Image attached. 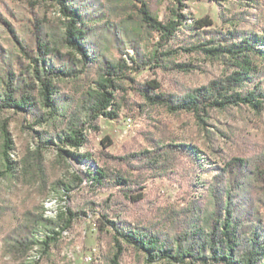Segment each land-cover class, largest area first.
Masks as SVG:
<instances>
[{"label": "trees", "instance_id": "16d2710c", "mask_svg": "<svg viewBox=\"0 0 264 264\" xmlns=\"http://www.w3.org/2000/svg\"><path fill=\"white\" fill-rule=\"evenodd\" d=\"M189 1L0 0V112L22 115L34 145L14 160L2 123L0 181L21 175L69 205L47 217L39 206L15 212L0 197L4 264H26L35 250L50 256L88 213L110 238L102 264L127 255L144 264H264V143L216 125L232 111L264 125V0H210L239 7L221 10L218 27L195 18ZM195 56L218 62L221 74L193 82ZM135 110L148 127L114 155L100 119ZM162 112L191 117L206 140L171 129ZM50 156L64 170L53 182ZM82 163L84 172L74 169ZM204 171L211 177L195 195ZM156 179L189 195L177 206L140 207Z\"/></svg>", "mask_w": 264, "mask_h": 264}, {"label": "rangeland", "instance_id": "374dc122", "mask_svg": "<svg viewBox=\"0 0 264 264\" xmlns=\"http://www.w3.org/2000/svg\"><path fill=\"white\" fill-rule=\"evenodd\" d=\"M188 6L195 18L208 16L213 21L215 27L220 26L218 14L221 10L234 12L239 9L235 1L225 2L220 7L210 0H190ZM194 64L198 66V69L194 72L193 82L205 84L210 79L219 76L222 72V66L218 62L208 60L202 56H195ZM148 76V72H143L138 78L143 80ZM161 117L173 130L181 132L183 128H187V134L194 136V139L199 144H202L206 140L204 135L198 134L197 127L191 117L182 115L179 119H176L164 112L161 113ZM129 118H122L119 121L100 119V137L108 136L111 139L112 145L109 151L114 155L120 154L124 144L133 141L135 138H139L138 134L148 127V121L144 119V116L139 114L138 110H135ZM4 122L8 125V131L13 142L14 160H19L34 147L31 140V133L26 128L22 115L14 114L11 111L5 113L0 112V143L1 127ZM223 124L235 132L248 135L258 142L264 143V125L251 117L245 118L241 113L232 111V117L219 116V123L216 125L223 128ZM209 129L214 130L213 128ZM139 141H141L140 138ZM94 146L96 150L101 149L99 138L94 141ZM201 164L203 170L208 168L207 163L203 160H201ZM46 169V174L50 182L63 178L64 170L52 166V156L49 157L46 163ZM74 169L84 172L87 169V164H74ZM210 177L211 173H206L205 171L202 173L199 178L200 188L195 195H200L204 192L206 183ZM144 192L145 201L140 205L143 208L181 205L182 199L189 195L187 186L183 185L179 187L168 180L160 179L150 181ZM0 197L4 201L3 205L12 208L15 212L20 213L39 206L45 209V215L47 217L54 216L56 211L65 205L69 206L62 201L64 197L52 191V186L42 191L38 185H33L21 175L18 177V180L6 179L0 181ZM94 219L95 215L93 213H88L87 217L82 216L81 218H76L70 230L64 232L59 237V240L52 244L50 256L41 257L40 252L35 250L28 254L24 262L26 264L32 263L33 261H37L38 264H89L90 259L94 257V264H102V257L109 248L110 238L108 235H98ZM6 262H9V260L3 258L0 247V264ZM122 264L144 263L134 255H127L123 257Z\"/></svg>", "mask_w": 264, "mask_h": 264}, {"label": "built area", "instance_id": "2783aa9c", "mask_svg": "<svg viewBox=\"0 0 264 264\" xmlns=\"http://www.w3.org/2000/svg\"><path fill=\"white\" fill-rule=\"evenodd\" d=\"M128 119H130V118H128Z\"/></svg>", "mask_w": 264, "mask_h": 264}]
</instances>
